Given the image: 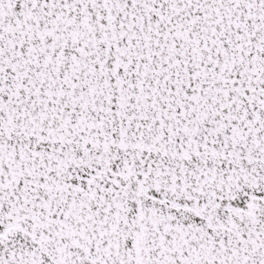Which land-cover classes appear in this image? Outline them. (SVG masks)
<instances>
[{"label": "snow or ice", "instance_id": "1", "mask_svg": "<svg viewBox=\"0 0 264 264\" xmlns=\"http://www.w3.org/2000/svg\"><path fill=\"white\" fill-rule=\"evenodd\" d=\"M0 264H264V0H0Z\"/></svg>", "mask_w": 264, "mask_h": 264}]
</instances>
